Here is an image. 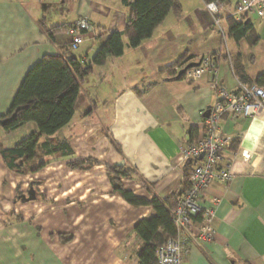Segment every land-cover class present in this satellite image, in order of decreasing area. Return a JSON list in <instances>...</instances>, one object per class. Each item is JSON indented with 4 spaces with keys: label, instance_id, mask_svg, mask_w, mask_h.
<instances>
[{
    "label": "crops",
    "instance_id": "1",
    "mask_svg": "<svg viewBox=\"0 0 264 264\" xmlns=\"http://www.w3.org/2000/svg\"><path fill=\"white\" fill-rule=\"evenodd\" d=\"M178 1L182 11L170 13L152 38L136 49L125 41L122 57L86 78L73 120L53 137L71 146V156H48L42 170L18 175L0 155V264H139L144 245L134 230L155 213L114 194L108 170L130 169L122 183L138 197L180 194L190 164L180 150L202 135L204 114L217 101L213 82L237 91V64L253 81L264 73V20L249 16L254 34L237 44L202 0ZM239 1L229 0L220 17L234 13ZM131 11L123 0H0V116L35 64L70 51L68 32L51 40L41 23L52 28L87 19L94 37L70 52L91 63L111 33L126 31ZM184 55L191 63L218 56V73L197 82L161 73ZM220 125L230 141L224 165L231 180L208 190L207 208L219 200L216 236L203 247L190 242L183 264H264V114L224 117ZM36 132L35 123L9 134L0 125V146L12 148ZM88 161L87 168H71ZM31 189L34 199L24 200Z\"/></svg>",
    "mask_w": 264,
    "mask_h": 264
},
{
    "label": "trees",
    "instance_id": "2",
    "mask_svg": "<svg viewBox=\"0 0 264 264\" xmlns=\"http://www.w3.org/2000/svg\"><path fill=\"white\" fill-rule=\"evenodd\" d=\"M202 1L206 5L229 2V0ZM123 3L132 8L126 31L111 33L91 63L82 62L70 52L71 50L62 49L57 54L45 55L28 71L9 112L0 116V125L9 134L27 123H35L38 132L12 148L0 146V155L9 171L18 175H29L45 168L48 156H71L73 154L71 146L66 141H59L53 137L73 120L86 78L95 67H102L110 59L122 57L125 53V41L131 49L140 47L152 38L170 13L182 11L178 0H123ZM219 18L226 21L230 37L237 44L254 34V24L249 18L243 22H236L231 17L222 19L220 15ZM40 26L51 40L60 32L67 33L71 27L68 25L48 28L44 22ZM258 42V38H255L251 44L256 45ZM212 57L216 61L220 59L216 55ZM192 60V57L184 55L161 73L167 75L169 80H184L186 74L179 76V72ZM234 70L240 84L264 88V73L253 81L240 64H237ZM43 137L47 140L41 143ZM91 164V161L76 162L71 164V168L84 169ZM189 168L180 194L166 199L153 197L152 200L138 197L124 188L122 180L129 177L130 169L116 166L108 170L114 194L121 196L133 207H150L155 213L152 218L141 220L134 230L144 245L139 254V264H157V250L164 246L168 239L177 235L172 217L178 198L190 187Z\"/></svg>",
    "mask_w": 264,
    "mask_h": 264
},
{
    "label": "built area",
    "instance_id": "3",
    "mask_svg": "<svg viewBox=\"0 0 264 264\" xmlns=\"http://www.w3.org/2000/svg\"><path fill=\"white\" fill-rule=\"evenodd\" d=\"M224 3L207 4V10L214 17L215 25H221L220 13ZM250 17L264 20V0H241L228 17L236 22H243ZM68 34L72 36L69 45L71 51H77L88 39L94 37L92 26L87 19L71 25ZM200 66L186 72V79L192 82L201 80L205 75L216 76L218 62L212 57H204ZM212 89L216 91L217 101L210 110V115L203 123V132L191 145L182 147V161L192 164L189 177L190 187L177 201L172 217L177 235L167 240L157 250V264H183L190 242L203 247L214 240L216 230L214 219L219 200H213V206H205L208 190L215 183L228 186L231 174L224 165V153L230 141L223 135L221 120L224 117L257 119L264 114V88L240 84L237 91H230L214 81ZM203 159L200 160L201 156Z\"/></svg>",
    "mask_w": 264,
    "mask_h": 264
},
{
    "label": "water",
    "instance_id": "4",
    "mask_svg": "<svg viewBox=\"0 0 264 264\" xmlns=\"http://www.w3.org/2000/svg\"><path fill=\"white\" fill-rule=\"evenodd\" d=\"M200 64H201L200 62H192V63L188 64L185 68H183V69L179 72V76H182V75L186 74L187 71H189V70H191V69H193V68H197V67H199ZM210 110H211V109H208V110H207V112L204 114V118L207 119V118L209 117V115H210ZM203 157H204V155L201 156L200 160H202ZM34 194H35V193H34V190L31 189V191L29 192V197H28V198L24 197V200H26V201H31V200H33V199H34Z\"/></svg>",
    "mask_w": 264,
    "mask_h": 264
}]
</instances>
